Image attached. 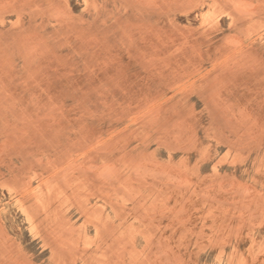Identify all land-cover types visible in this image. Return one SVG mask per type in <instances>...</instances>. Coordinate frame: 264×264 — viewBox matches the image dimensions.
<instances>
[{
	"label": "rangeland",
	"instance_id": "rangeland-1",
	"mask_svg": "<svg viewBox=\"0 0 264 264\" xmlns=\"http://www.w3.org/2000/svg\"><path fill=\"white\" fill-rule=\"evenodd\" d=\"M0 264H264V0H0Z\"/></svg>",
	"mask_w": 264,
	"mask_h": 264
},
{
	"label": "bare ground",
	"instance_id": "bare-ground-1",
	"mask_svg": "<svg viewBox=\"0 0 264 264\" xmlns=\"http://www.w3.org/2000/svg\"><path fill=\"white\" fill-rule=\"evenodd\" d=\"M27 215V214H26ZM30 218V217H29Z\"/></svg>",
	"mask_w": 264,
	"mask_h": 264
}]
</instances>
